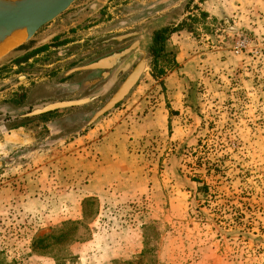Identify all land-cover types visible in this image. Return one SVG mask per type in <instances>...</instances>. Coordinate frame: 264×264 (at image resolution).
<instances>
[{"label":"rangeland","instance_id":"374dc122","mask_svg":"<svg viewBox=\"0 0 264 264\" xmlns=\"http://www.w3.org/2000/svg\"><path fill=\"white\" fill-rule=\"evenodd\" d=\"M162 29L174 62L155 77ZM16 46L0 264H264V0H75Z\"/></svg>","mask_w":264,"mask_h":264},{"label":"water","instance_id":"95a60500","mask_svg":"<svg viewBox=\"0 0 264 264\" xmlns=\"http://www.w3.org/2000/svg\"><path fill=\"white\" fill-rule=\"evenodd\" d=\"M74 1L0 0V47L16 31H25V39H30L42 26L66 11ZM133 76L132 74L130 77L133 78ZM100 95L101 93L74 100H62L33 106L27 112L16 117L31 118L55 110L83 106L96 100Z\"/></svg>","mask_w":264,"mask_h":264},{"label":"trees","instance_id":"16d2710c","mask_svg":"<svg viewBox=\"0 0 264 264\" xmlns=\"http://www.w3.org/2000/svg\"><path fill=\"white\" fill-rule=\"evenodd\" d=\"M173 31L174 30H171V29H162V30H159L153 33V40H152L153 42H152V48L150 49V51L152 53L151 55L153 56V69H154L153 76L155 77L163 76L166 73V71L171 68L172 63L174 62L173 60L168 59L163 53L164 52L163 44L167 36ZM160 54L161 56H159ZM158 57L161 58L159 62L157 61ZM133 75H134L133 78L129 77L130 79H127V81L124 84L125 86L127 84L129 85L131 84V86L133 85L135 74ZM122 89L123 87L121 88V90Z\"/></svg>","mask_w":264,"mask_h":264},{"label":"bare ground","instance_id":"6f19581e","mask_svg":"<svg viewBox=\"0 0 264 264\" xmlns=\"http://www.w3.org/2000/svg\"><path fill=\"white\" fill-rule=\"evenodd\" d=\"M25 40V31H16L13 33L0 47V54L6 52L8 49L15 47L19 41Z\"/></svg>","mask_w":264,"mask_h":264},{"label":"crops","instance_id":"0c3cea01","mask_svg":"<svg viewBox=\"0 0 264 264\" xmlns=\"http://www.w3.org/2000/svg\"><path fill=\"white\" fill-rule=\"evenodd\" d=\"M129 48L125 47V48H121L119 50H116L114 52L115 56H119V58L115 59V63L114 66L112 68H115L116 66H118V63H120V61L118 62L117 60L122 59L123 57L127 56L129 54ZM114 56V55H113ZM126 66H128V63H124L123 66H121L122 68L119 70V74L121 73V70H123V68H125Z\"/></svg>","mask_w":264,"mask_h":264},{"label":"flooded vegetation","instance_id":"af4514ba","mask_svg":"<svg viewBox=\"0 0 264 264\" xmlns=\"http://www.w3.org/2000/svg\"><path fill=\"white\" fill-rule=\"evenodd\" d=\"M113 55H114V56H113ZM106 57H107V56H106ZM116 58H119V56H115L114 53L111 54L110 56H108V57L106 58V59H107V60H106L107 62H105V64L102 63L101 68L104 69V70H108V69L112 68V67L114 66V64H116V63L114 62ZM118 62H119V61H118ZM120 62H121V61H120ZM137 67H138V68H137ZM137 67L134 68V70H133L132 73L135 74L136 70H138L140 66H137Z\"/></svg>","mask_w":264,"mask_h":264}]
</instances>
